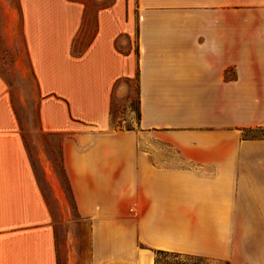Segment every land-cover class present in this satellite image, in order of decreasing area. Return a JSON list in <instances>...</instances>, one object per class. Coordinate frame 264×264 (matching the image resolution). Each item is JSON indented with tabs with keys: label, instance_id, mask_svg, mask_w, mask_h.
<instances>
[{
	"label": "crops",
	"instance_id": "0c3cea01",
	"mask_svg": "<svg viewBox=\"0 0 264 264\" xmlns=\"http://www.w3.org/2000/svg\"><path fill=\"white\" fill-rule=\"evenodd\" d=\"M230 1L18 0V59L90 223L89 264H154L158 250L264 264V141L242 138L264 127V0ZM133 78L136 130L114 129ZM6 89L0 78V264H60Z\"/></svg>",
	"mask_w": 264,
	"mask_h": 264
},
{
	"label": "rangeland",
	"instance_id": "374dc122",
	"mask_svg": "<svg viewBox=\"0 0 264 264\" xmlns=\"http://www.w3.org/2000/svg\"><path fill=\"white\" fill-rule=\"evenodd\" d=\"M230 2L242 3V0ZM243 3L253 4L254 1L243 0ZM17 9L18 0H0V78L6 85L19 129L45 202L51 213L60 264H66L68 259L70 264H89L90 223L79 218L70 197L67 195L66 188L62 182H59L61 180L58 179L60 178V158L56 143L57 138L43 135L38 131L40 125L37 89L31 74L25 71L26 62L24 59L22 61L18 59L20 48H18L17 43L21 44L18 42L21 37V21ZM22 69L25 70L22 71ZM137 110L138 87L136 78H133L132 83L125 89L116 90L112 102L111 127L136 130ZM242 138L244 140L264 141V127L246 130L242 134ZM38 154L46 156L50 161L51 173L52 175L56 173L55 176L59 184L54 188L62 187L63 197L60 193H58V197L55 196L54 192L52 193V187L50 188L51 185L45 181L39 157L36 158ZM162 157L166 160H178L177 153L168 146L162 147ZM48 178L49 182L52 183L50 175ZM206 259L205 264H228L222 260Z\"/></svg>",
	"mask_w": 264,
	"mask_h": 264
},
{
	"label": "trees",
	"instance_id": "16d2710c",
	"mask_svg": "<svg viewBox=\"0 0 264 264\" xmlns=\"http://www.w3.org/2000/svg\"><path fill=\"white\" fill-rule=\"evenodd\" d=\"M138 120H139V109L137 110V121ZM59 173H60V180L62 182V185H64V187L66 188L67 195L70 197V200L73 203V206L76 211L75 202L71 193V189L61 164L59 168ZM206 262L207 259L205 257L161 251V250L156 251L154 257V264H205Z\"/></svg>",
	"mask_w": 264,
	"mask_h": 264
}]
</instances>
